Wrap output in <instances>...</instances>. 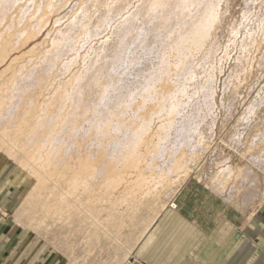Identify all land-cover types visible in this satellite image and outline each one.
Segmentation results:
<instances>
[{
    "label": "rangeland",
    "instance_id": "obj_1",
    "mask_svg": "<svg viewBox=\"0 0 264 264\" xmlns=\"http://www.w3.org/2000/svg\"><path fill=\"white\" fill-rule=\"evenodd\" d=\"M50 1L52 0H17L14 6L6 8L8 9L7 17L1 23L0 34L8 29L12 33L25 30L27 32L19 43L14 44L11 55L5 64L0 66V76L14 59L19 58L22 64L25 63L23 67L27 69L33 68V64L37 66L44 64L47 56L52 53L50 52L52 41L60 36L58 32L65 30L76 20L83 21L86 23L87 30H97L98 34L92 38H84L78 34L79 28L74 30L73 35L78 38H76L77 41L74 40L72 48H66L61 63H58L52 71L53 74L51 73L43 84L40 100L44 101L59 92L63 84H67L69 80L72 81L76 72L75 75L82 74L91 61L94 59L103 61L106 55L110 56L114 52L119 43L116 30L125 19L135 18L137 27L145 20V15L141 14L144 0H57L53 10H44ZM254 1H223L219 10L224 15L216 23V27L214 26L216 30L214 29L208 41L209 44L206 45V49H209L210 46L217 44V54L211 61H205L201 52L196 53L193 77L185 81L177 80L178 82L168 83L171 94L177 95L174 100L172 99V103L185 106V115H188L190 110H195V102L200 104L196 106L200 117L195 119L199 134L193 137L194 150H191L189 155L184 148L173 151L175 135L173 132L169 135L172 126L168 125L179 122V117L176 114L172 117L167 112L151 116L155 103L147 102L143 105L147 109L141 113V118H135L134 112H129L125 116V124L133 125L132 129H136L142 126L146 119L144 117L150 114L151 121L144 137L150 140L151 149L145 146L141 148L139 166L128 171L124 181L117 178V183L116 181L113 184L102 183L103 180L99 179L103 176H100L97 181L90 183L86 191L78 193L81 194V198H75L69 193L64 194L65 187L70 186L73 174L76 173L74 168L66 166L68 162L77 161L87 154L96 158L97 152L101 150L88 133L89 136L85 139L89 144L88 148L80 147V144L84 143L81 139L77 142L76 140L69 142L68 152L65 154L66 162L59 168V177L54 183H49L46 189L40 188L38 193L35 191L38 186L36 175L30 168L21 166L15 159L16 155L20 154L23 131L34 125L36 116L39 114L40 103L38 102L35 107L33 105L34 112L26 117L24 130L14 139L6 137L8 142L0 145V231H20V233L29 231L39 236L47 249L53 255H58L65 260L66 264H141L140 252L157 230L163 215L169 210L175 211L189 191L196 190V195L202 192L210 193L216 199L223 201L211 190L210 180L217 172L228 164L235 168H242L247 164L260 168L263 163H255L252 159L257 161L261 159L264 143L262 148L261 146L252 147V143L257 135L264 132V105L256 116L248 120V123L240 121L244 109L258 97L260 89L264 87V43L260 44L259 50L257 46L252 44L250 46L249 41L246 40L247 27L255 12L253 7H259L264 3V0ZM37 3L42 5L44 3L43 11L39 13L35 12ZM113 6H117L119 12L104 28H97L98 17L103 12H108ZM250 6L252 11L247 17L244 13ZM262 8L264 13V6ZM34 12L35 17H33ZM44 13H46L44 27L41 29L39 23ZM243 40H246V48ZM161 46L158 44L156 47ZM68 49L70 51H67ZM132 49L133 56L138 57L140 50L136 51L135 47ZM68 55H71V60ZM25 56L29 57L28 61ZM169 60L175 61L176 54ZM157 63L152 62V64ZM205 63L209 68H207L208 72L214 74L215 100L211 107H206L198 96L199 86L205 82ZM67 65L68 68H65ZM144 65L146 66L145 62ZM144 65L138 64L137 69L145 71ZM8 83L9 76L5 75L0 80V90ZM182 87H185L184 93ZM96 92L98 88L87 94V100H93L95 98L93 94ZM139 102L140 100L135 108L142 106ZM170 103L171 101L167 102L165 108ZM73 111L77 112L76 109ZM209 111H213V114ZM236 129L241 131V138L238 141ZM206 130H210V133L207 134ZM67 142L63 141L64 144ZM163 146L168 161H163L162 156L157 158L158 149ZM168 154H175L173 162L170 161L171 156ZM195 154H197L196 159L193 158ZM186 160H188L187 171L181 173L177 165H181L180 163ZM121 164L122 162L117 163V171L123 170ZM140 170H143L142 173L145 172L146 178H152V180L141 184ZM116 173L115 171L114 174ZM259 173L261 199H256L252 207L264 199V173ZM164 176L168 180L161 186L156 185V182ZM180 177L186 180L185 183H179L180 186L174 184ZM242 178L240 180L244 181ZM154 186L157 188L155 192L144 196V189L153 190ZM93 189L95 198L92 197Z\"/></svg>",
    "mask_w": 264,
    "mask_h": 264
},
{
    "label": "bare ground",
    "instance_id": "obj_2",
    "mask_svg": "<svg viewBox=\"0 0 264 264\" xmlns=\"http://www.w3.org/2000/svg\"><path fill=\"white\" fill-rule=\"evenodd\" d=\"M223 1L225 0H144L141 14L145 15V20L142 24L137 27L135 18L128 17L125 19L116 30L119 43L114 52L110 56L106 55L103 61H97L96 59L91 61L82 74L75 75L76 72L74 79L69 80L63 86L61 85L59 92L55 93L54 96L52 95L49 100H40L43 84L50 77L58 63H61L66 48H72L74 40L77 41L78 38L76 37V39L73 35L74 30L79 28L78 34L84 38L96 36L98 34L97 30H87L86 23L76 20L68 25L65 30H58L60 31L58 32L60 34L59 38L51 43L50 52L52 53L47 56L46 62H43L44 64H41V66L31 63L34 67L27 69L23 67L25 63L22 64L19 58L11 62L0 76V80L5 75L9 76V83L3 85L0 90V145H5L8 139H14L18 133L24 130L27 122L26 117L29 113L34 112L32 109L39 102V114L36 116V121L34 120V125L23 131L22 143L21 146L19 145L20 154L19 156L16 155L15 158L21 166L30 168L36 175L38 180L36 192L40 188L46 189L49 183H54L59 177V168L66 162L65 154L68 152V143L73 140L77 142L78 139H81L84 143L80 144V147L87 149L89 144L85 139L89 134L92 136L93 142L98 143L101 150L97 152L96 158L87 154V156L85 155L84 158L81 157L77 161L70 160L68 162L66 166L74 168L76 173L73 174L70 186L65 187L64 194L69 193L75 198H81V194L78 193L86 191L90 183L97 181L100 176H103L99 179L103 180L102 183L113 184L118 179L124 181L126 173L139 166V151L141 148L144 146L150 148V140L145 139L144 135L150 124L151 116L160 115L163 112H167L172 117L175 114L179 117V122H172L168 125L172 126L169 135L172 132L175 135L173 151L184 148L189 155L192 152L191 150H194L192 146L193 137L199 134L195 119L200 117L196 106L200 104L195 102V110L192 109L188 115H185V106L172 103V99L174 100L177 95L171 94L168 83L177 80L185 81L193 77L196 66V53L201 52L205 61H211L217 54V44L210 46L209 49H206V45L208 46V41L214 33V26L216 27V23L224 15L219 10ZM256 1L258 0L254 2ZM16 3L17 0H0V26L7 17L6 10ZM56 3L57 0L48 2L44 10H53ZM229 5L231 6V4ZM262 6H264V3L259 7H253L255 12L252 14V20H250L247 27L246 40L249 41L250 46L252 44L257 46L258 49L261 48L260 44L264 43V13ZM43 7L44 3L43 5L37 3L35 12L43 11ZM251 11L252 6L247 7L244 15L248 17ZM35 12L33 17L36 16ZM117 12H119L117 6H113L108 12H103L98 17L97 23L99 26L97 28H104ZM45 16L46 13L40 19L39 27L41 29L44 27ZM23 17L25 18V16ZM23 21L25 23V20ZM8 30L0 34V66L5 64L11 55L13 51L11 49L15 47L14 44L19 43L27 32L25 30L12 33ZM31 38L33 37L31 36ZM246 40H243L245 48L247 47ZM158 44L162 46L157 48ZM133 47L136 51L140 50L138 57L133 56ZM175 54L176 60L170 61L169 59L174 58ZM38 56L41 58L40 55ZM33 58L32 60H34ZM28 59L29 57L26 58V61ZM153 61L158 63L152 64ZM39 63L41 62L39 61ZM138 64H143L146 70L137 69ZM206 64L205 82L200 84L198 96H200L206 107H211V105H214L215 100L214 74L208 72L209 68L206 67ZM65 68H68V65ZM56 70L58 69L56 68ZM177 71L179 72L177 73ZM97 88L98 92L93 94L95 98L91 101L87 100V94ZM182 88L184 93L185 87ZM139 100L142 106L135 108ZM169 101H171L170 105L165 108L166 103ZM147 102L155 103L153 106L155 109L151 116L145 113L146 117H143L146 119L142 126L132 129L133 125L125 124V116L129 112H134L135 118H141V113L147 109L143 105ZM262 105H264V87L260 89L258 97L244 109L240 121L248 123L256 116ZM72 108L76 109L77 112H74ZM209 112L213 114V111ZM206 131L207 134L210 133V130ZM240 132V129L235 130L237 141L241 138ZM64 140L68 142L64 144ZM263 143L264 132L254 138L252 147L261 146L262 148ZM164 148V146L159 147L157 158L162 156L163 161H168ZM263 154L264 151H262V157L258 161L252 159L255 163H263L260 168L253 164H247L242 168H235L229 164L223 167L210 180L212 189L220 195L228 193V196L225 195L228 202L241 195L244 196L245 201V193L251 189V197L258 196L260 188L258 185L256 187V182L252 188L251 186L247 188L244 182L251 185L259 178V172L264 173ZM168 156H171V162L175 160V154H168ZM194 157L196 159L197 154ZM120 162L123 166L122 172L120 169L117 171V163ZM180 164H176L179 168L178 171L185 173L188 160ZM115 171L120 173L114 174ZM141 171L143 170H140L139 182L141 184L152 180V178H146L145 172L142 173ZM241 178L244 181H241ZM167 180L168 178L164 176L156 182V185L161 186ZM185 181L180 177L174 184H184ZM156 189L155 186L153 190L151 188L144 189V196L151 195ZM92 197L95 198L94 189Z\"/></svg>",
    "mask_w": 264,
    "mask_h": 264
},
{
    "label": "crops",
    "instance_id": "obj_3",
    "mask_svg": "<svg viewBox=\"0 0 264 264\" xmlns=\"http://www.w3.org/2000/svg\"><path fill=\"white\" fill-rule=\"evenodd\" d=\"M259 185V178L244 185ZM232 185V184H231ZM211 190L189 191L169 210L140 252L141 264H264V199L261 193L231 199ZM228 196V195H227ZM263 197V196H262ZM252 207V208H251ZM0 264H66L29 231H0Z\"/></svg>",
    "mask_w": 264,
    "mask_h": 264
}]
</instances>
